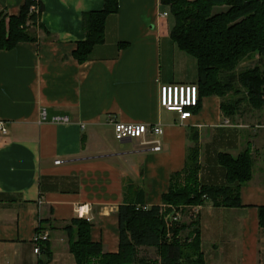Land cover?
<instances>
[{
    "label": "crops",
    "instance_id": "0c3cea01",
    "mask_svg": "<svg viewBox=\"0 0 264 264\" xmlns=\"http://www.w3.org/2000/svg\"><path fill=\"white\" fill-rule=\"evenodd\" d=\"M40 1L36 39L0 49V264L46 261L43 250L35 252L38 233L49 234L40 243L51 251L48 264H74L66 227L79 205L89 209L92 240L117 253L120 205H162L172 175L186 167L193 135L203 184H227L220 153L248 151L255 162L252 180L240 187L241 206L206 200L199 207L206 262L264 264V131L225 125L218 95L202 97L185 123L162 107L161 85L198 83L196 58L171 36L170 9L160 0H120L107 17L105 42L80 63L74 52L87 38L84 14L102 10L106 0ZM25 2L0 0V9L19 15ZM58 115L71 122H53ZM114 121L161 124L162 134L152 135L161 150L133 140L120 147Z\"/></svg>",
    "mask_w": 264,
    "mask_h": 264
},
{
    "label": "trees",
    "instance_id": "16d2710c",
    "mask_svg": "<svg viewBox=\"0 0 264 264\" xmlns=\"http://www.w3.org/2000/svg\"><path fill=\"white\" fill-rule=\"evenodd\" d=\"M168 7L175 24L171 31L180 49L196 58L198 63V87L200 101L193 112L201 107L205 96L221 98L233 90L235 73L239 65L255 53L262 58L260 65L242 71L239 81L256 108L264 107V0H160ZM36 0H26L19 15L7 16L0 9V49L12 50L20 42L33 41L37 37L38 19L45 10L39 0V13L32 11ZM219 6L226 11L215 12ZM120 0H106L102 10L84 14L83 23L87 38L78 44L75 58L86 62L96 45L106 39L107 17L118 12ZM8 18V21H7ZM241 93L236 89L235 94ZM244 98V97H243ZM222 101L225 115L237 114L243 100ZM195 145L190 148L186 167L171 177L170 190L163 195L162 205H146L142 201L120 205L118 210L120 248L117 253L104 252L100 242L91 237L92 224L86 218H75L66 227L70 235V248L74 264H208L201 248V231L197 221L172 226L176 235L167 239V216L181 207L199 206L206 200L215 205L241 206L240 187L252 179L253 158L246 151L235 157L220 153V164L226 170L227 186L206 185L199 180V136L193 135ZM237 186V194L233 193ZM165 208V209H164ZM260 225L264 230V206L259 211ZM196 222V223H195ZM193 229L178 238L183 231ZM41 244L48 264L51 251ZM141 247H154L160 253V261L149 262L139 256Z\"/></svg>",
    "mask_w": 264,
    "mask_h": 264
},
{
    "label": "built area",
    "instance_id": "2783aa9c",
    "mask_svg": "<svg viewBox=\"0 0 264 264\" xmlns=\"http://www.w3.org/2000/svg\"><path fill=\"white\" fill-rule=\"evenodd\" d=\"M37 5L32 8V11L39 13V0H36ZM169 15L168 12L161 14L162 18ZM200 101V91L197 84H164L160 86V103L162 107L168 111L176 112L182 123H185L189 118L194 115L193 109L198 106ZM48 119L46 109H43L40 114V120L46 121ZM57 123H70L71 118L69 116H55L51 119ZM226 124H229V120L226 119ZM115 135L118 140L132 139L139 142L143 146H150L152 150H161V142L152 138V135H160L163 132L161 124L149 125L147 123H126L122 121H114L113 123ZM202 127V125H199ZM260 127L264 128V124ZM6 131V128L3 127ZM57 162H60L59 160ZM151 206L146 204L143 206L144 209H148ZM195 211L199 212V206H191ZM198 207V208H195ZM165 209V208H164ZM88 208L86 205H79L76 208L78 217L87 218ZM193 216V215H192ZM184 210L182 208L175 209V212L167 216V239L173 241L176 237L172 230V226L183 224ZM191 222L194 221L190 217ZM89 220V219H88ZM190 222V223H191ZM178 238L182 237V234L177 235ZM49 238L48 233H38L34 237L35 252L40 253L42 241H46Z\"/></svg>",
    "mask_w": 264,
    "mask_h": 264
},
{
    "label": "rangeland",
    "instance_id": "374dc122",
    "mask_svg": "<svg viewBox=\"0 0 264 264\" xmlns=\"http://www.w3.org/2000/svg\"><path fill=\"white\" fill-rule=\"evenodd\" d=\"M227 9H228V6H219V7H216L214 9V11L215 12H222V11H226ZM261 62H262L261 56L259 55V53H255L254 55H252L249 58L245 59L239 65V67L237 68L236 73H235L236 79L234 81V86L235 87L233 88V90H231V92L227 93V96H225L224 98H222V101H228V100H230V98L233 101L240 100L243 97L244 98H243V100H242V102H241V104L239 106V110H238L237 114H235L233 116H228L229 118H226V119L229 120V124H226V121H224V124L225 125H229V126H239V127H243V128H254V129H259V130L264 131V128L260 127L261 125L264 124V118H263L264 117V107L263 108H256L250 102L249 97L248 96L245 97L243 95V93H245V88L243 87V85L239 81V74L242 71H245V70L250 69V68H255L257 65H260ZM236 89L240 90L241 93L235 94V90ZM253 107H255L256 109L253 108ZM246 108H249V109H252V110L251 111H247ZM242 113L244 115L242 117H240ZM256 121L258 122V123H256L257 126L254 123ZM236 122H238V125H236L237 124ZM133 141H135V140H133ZM118 145L120 147H126V146H130L131 147V144H129V145H122L121 146V141L120 140L118 141ZM199 150H200V144H199ZM252 158H253V167H252V169H254V166H255L254 157L252 156ZM199 165H201L200 164V151H199ZM252 177H253V170H252ZM227 185L228 184H224V185L222 184V186H227ZM232 187H234L233 193L234 194H237V192H238L237 186L235 185V186H232ZM127 190H128V188H126V191ZM131 191H132V189H131ZM181 208L184 210L183 223L189 224L191 222L190 217H192L194 221H197L198 213L195 211L194 208H192L191 206L190 207H181ZM195 208H198V207H195ZM192 226L193 225H191V228L190 229H187V230H185V231H183L181 233L183 237H185L193 229ZM139 250H140V253H139V256L140 257H143L144 259H146L149 262H158L159 263V261H160V253L157 250V248H154V247H141ZM135 264H138V263H135Z\"/></svg>",
    "mask_w": 264,
    "mask_h": 264
},
{
    "label": "water",
    "instance_id": "95a60500",
    "mask_svg": "<svg viewBox=\"0 0 264 264\" xmlns=\"http://www.w3.org/2000/svg\"><path fill=\"white\" fill-rule=\"evenodd\" d=\"M124 140H125V141H132V139H130V138H129V139H124Z\"/></svg>",
    "mask_w": 264,
    "mask_h": 264
}]
</instances>
